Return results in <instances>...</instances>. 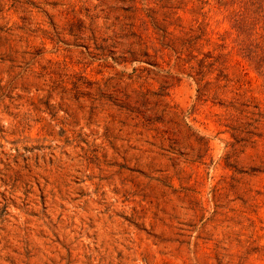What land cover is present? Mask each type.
<instances>
[{
    "label": "rangeland",
    "instance_id": "1",
    "mask_svg": "<svg viewBox=\"0 0 264 264\" xmlns=\"http://www.w3.org/2000/svg\"><path fill=\"white\" fill-rule=\"evenodd\" d=\"M264 0H0V264H264Z\"/></svg>",
    "mask_w": 264,
    "mask_h": 264
},
{
    "label": "trees",
    "instance_id": "2",
    "mask_svg": "<svg viewBox=\"0 0 264 264\" xmlns=\"http://www.w3.org/2000/svg\"><path fill=\"white\" fill-rule=\"evenodd\" d=\"M264 32V30H263ZM257 48V52L260 50V52H264V34L261 37V41H259V43H257L256 45Z\"/></svg>",
    "mask_w": 264,
    "mask_h": 264
}]
</instances>
